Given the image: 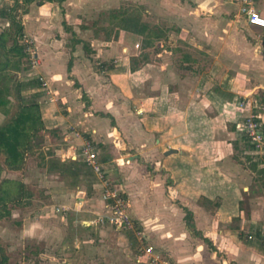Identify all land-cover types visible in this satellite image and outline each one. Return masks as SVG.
<instances>
[{"label":"crops","instance_id":"0c3cea01","mask_svg":"<svg viewBox=\"0 0 264 264\" xmlns=\"http://www.w3.org/2000/svg\"><path fill=\"white\" fill-rule=\"evenodd\" d=\"M23 1L20 4L28 9L21 14L23 32L40 64L22 71L27 95H37L40 130L33 148L24 150L22 166L12 170H22L30 151L40 150L41 168L56 178L50 180L56 184L52 191L60 206L68 207L58 211L61 219L74 220L80 230L118 235L126 257L134 251L136 258L141 245L136 234L139 246L126 233L130 229L97 223L111 211L101 197L97 174L86 170L89 165L81 155L91 140L102 168L124 190L144 242L165 258L174 264H264V175L259 173L264 153L247 147V137L237 129L240 100L228 115L233 123L227 135L233 146H193L187 141L191 110L192 105L203 104L201 100L187 94L180 100L186 115L178 117L174 109L178 100L169 92L172 81L161 83L165 65L152 69V74L146 60L137 68L129 66L130 39L138 37L145 47L158 39L156 23L150 25L139 15V26L146 30L125 27L131 15L123 5L130 0ZM158 1L138 0L146 11L168 10L174 36L189 43L190 49H175L184 64L211 58L218 73L231 75L228 87L239 96L248 91L244 94L248 110L264 103V27L249 24L240 5L231 0ZM14 2L0 0V10ZM254 5L264 15V0ZM111 8L116 10L110 24L90 23L83 13ZM9 24L0 16V26ZM97 24L110 27L97 32ZM149 78L154 80V94L147 88ZM32 82H39V87L28 84ZM220 100L224 110L233 105V100ZM208 136L200 134L202 139ZM173 149L177 152L170 153ZM247 171L255 175L250 181ZM18 184L21 193L23 183Z\"/></svg>","mask_w":264,"mask_h":264},{"label":"rangeland","instance_id":"374dc122","mask_svg":"<svg viewBox=\"0 0 264 264\" xmlns=\"http://www.w3.org/2000/svg\"><path fill=\"white\" fill-rule=\"evenodd\" d=\"M21 5L20 8L18 7L19 15L24 12V5ZM123 6L129 8L130 15H139L140 18L149 21L150 25L156 23L157 28L154 31L158 33V39L147 47L143 45L142 41L138 43V37L130 39L129 44L132 46L128 53L129 66L137 68L146 60L150 63L147 70H150L152 74V69L158 71L160 67L165 65L164 71L161 72L163 75L161 83L172 81L169 92L172 93L170 96L178 100L174 106L178 117L183 118L186 115L185 104H181L180 100H185L187 94L194 93V97L199 98L203 103L192 105L191 114L194 117L189 123L191 134L187 141L193 146L200 145L209 148L217 145L233 146L234 144L231 143L232 141L227 135V131L231 130L233 123L229 120L228 115L231 111L230 108L235 109L236 100L246 99L244 94L248 91L242 90L243 95L239 96L236 94L237 90L228 87V79L231 75L218 73L213 68L215 64L211 58L202 56L197 60L198 64L191 62L184 64L182 53L176 52L175 49L176 47H181L184 50L190 49L186 47L189 43L174 36L175 23H173L168 10L146 11L148 7L139 4L138 0L127 1ZM115 10V8L106 11L87 9L83 13L87 15L86 20L90 23L104 24L108 22L110 24L111 13ZM109 24L107 26L97 24L94 28H97V32H102L106 27H110ZM6 27L0 26L1 29ZM185 27L192 29L191 26L185 25ZM99 34L103 36V33ZM24 39L27 38L24 36L20 40L21 43H24L22 42ZM198 44H201L200 41H196V45ZM30 45L28 50L30 56L25 67L34 68L30 61L37 59L40 64V59L31 41ZM197 48L200 49L198 46ZM24 72L18 73V77L22 81L25 80ZM220 81L223 84H220ZM147 82L149 93L154 94V89H152L154 80L149 78ZM27 94L29 93L26 89L25 96L27 99H31ZM223 97L231 103L233 100V105L229 104V108L227 107L226 110H224V106L219 105L222 102L220 99ZM18 105L19 100L14 97L11 108L12 114L18 110ZM11 115L0 113V124L7 122ZM202 131L209 136L205 139L200 138ZM177 140H182V138ZM246 145L249 147L250 143H246ZM42 159L40 150L30 151L23 169L16 171L7 165L6 156L0 153L2 165L0 170V198H6L5 201H0V258L6 255L8 257L6 264H138L134 251L130 252L131 258L126 257V252L120 247L121 241L118 235L107 237L105 234L100 235V233L93 231L80 230L81 226L79 224L76 226L74 220L64 222L61 219L57 210L61 202L52 191V185L55 182L50 181L56 180V178L41 168ZM87 169L92 170L89 166H86ZM247 173H249V175L247 174L248 180H252L255 175L249 171ZM18 182L23 183L21 193ZM249 197L246 196L245 201ZM126 233L133 240V245L138 244L139 246L135 231L129 230Z\"/></svg>","mask_w":264,"mask_h":264},{"label":"trees","instance_id":"16d2710c","mask_svg":"<svg viewBox=\"0 0 264 264\" xmlns=\"http://www.w3.org/2000/svg\"><path fill=\"white\" fill-rule=\"evenodd\" d=\"M30 1L24 0L23 2L29 4ZM20 6L22 5L19 0H15L11 7L0 10V16L8 18L10 22L9 26L0 31V113L11 115L13 98L16 97L19 100L18 110L11 115L7 122L0 124V153L6 156L7 165L13 169L22 166L24 150L33 148L39 138L40 130L37 95H30L31 99H27L25 96L26 84L18 77V73L25 69V64L28 63L30 56L28 46L20 41L25 36L22 16L18 13ZM27 10V6L24 5V12ZM125 27L136 32L147 29L145 25L139 26V18L136 15L130 16L128 26ZM28 84L39 87V82ZM248 140L247 138V142L253 148L252 143ZM254 167L256 170L257 165ZM259 173L264 175V169H260ZM5 200V197L0 198V201ZM7 261L6 255L0 258V264H6Z\"/></svg>","mask_w":264,"mask_h":264},{"label":"built area","instance_id":"2783aa9c","mask_svg":"<svg viewBox=\"0 0 264 264\" xmlns=\"http://www.w3.org/2000/svg\"><path fill=\"white\" fill-rule=\"evenodd\" d=\"M240 5V12L246 17L249 24L264 27V15L255 7L257 0H231ZM23 44L30 48L29 39H24ZM139 47V44H137ZM31 66L35 67L39 64L37 59L30 61ZM43 86H47L48 82L41 77ZM246 100L243 99L238 102L237 109L242 113L241 121L238 123V131L244 134L259 152L264 153V126H263V111L264 103H259L256 109L248 110ZM81 155L84 157L86 163L92 167L97 174L101 186V197L108 202L110 206V213L105 216L101 215L97 219V223H110L116 230L130 229L134 230L136 235L141 240V245L138 250L136 260L138 263L147 264H174L171 259L165 258L161 253L157 252L155 246L146 244L144 242L145 234L136 225L132 216L129 202L126 198L125 192L119 186L112 183L109 172L102 168L98 160V154L95 151L94 144L91 140H87L82 147ZM115 175V173H113ZM70 208V207H69ZM68 207L60 206L58 211L67 210Z\"/></svg>","mask_w":264,"mask_h":264},{"label":"water","instance_id":"95a60500","mask_svg":"<svg viewBox=\"0 0 264 264\" xmlns=\"http://www.w3.org/2000/svg\"><path fill=\"white\" fill-rule=\"evenodd\" d=\"M172 152H177V149H173L170 151V153H172Z\"/></svg>","mask_w":264,"mask_h":264}]
</instances>
